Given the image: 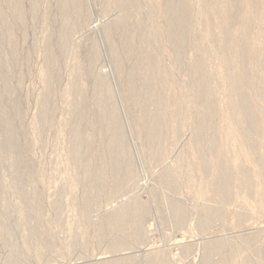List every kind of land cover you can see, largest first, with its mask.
<instances>
[{
  "label": "rangeland",
  "instance_id": "1",
  "mask_svg": "<svg viewBox=\"0 0 264 264\" xmlns=\"http://www.w3.org/2000/svg\"><path fill=\"white\" fill-rule=\"evenodd\" d=\"M7 1L0 0V9L14 46L11 50L9 34L0 28V264L10 260L17 264H101L116 259L124 264H264V93L250 90L235 77L238 52L244 49L250 75L264 80V19H258L255 0H238L239 16L248 24L230 22L223 39L220 22L225 9L219 10V0H185L191 13L180 53L166 41L159 0H127L131 11L123 26L115 28L117 32L113 29L109 37L102 25L113 17L118 19V11L110 8L108 14H112L104 16V0H82L75 19L78 36L68 52L75 57L71 62L70 54L64 56L66 61L69 58L67 62L60 57L59 0H39L35 12L29 0H21L20 23L9 17ZM124 38L128 49L121 46ZM114 45L119 50V71L111 54ZM94 48L100 55L99 74L114 95L133 165V181L128 184L132 190L127 185L125 192V186L122 191L114 187L124 171L114 173L109 166L108 138L96 117L97 83L90 74ZM48 54L53 57L56 78L48 107L51 121L44 122L40 114ZM149 55L153 61L147 59ZM134 70L137 80H131ZM228 79L237 80L238 88L247 90L251 105L262 116L258 133L239 126L229 107ZM146 82L150 84L147 119L142 118L131 92ZM69 85L79 106L65 126L61 118L68 113L62 105L66 106ZM4 86L9 88L6 93ZM197 95L209 107L198 104ZM156 109L169 123L160 140L158 159L153 157L149 138ZM197 116L204 117L200 137L194 130ZM66 117L64 121L69 114ZM74 136L79 138L76 143ZM219 168L226 169V197L218 191ZM246 171L250 178L244 177ZM53 175L58 180L52 184ZM57 181L65 183L57 185ZM108 209L124 213L121 218L126 228L136 226L134 213H141L139 227L121 236L117 223L108 222ZM67 238L74 240L67 243Z\"/></svg>",
  "mask_w": 264,
  "mask_h": 264
},
{
  "label": "bare ground",
  "instance_id": "2",
  "mask_svg": "<svg viewBox=\"0 0 264 264\" xmlns=\"http://www.w3.org/2000/svg\"><path fill=\"white\" fill-rule=\"evenodd\" d=\"M30 1V4H31V8L32 10L35 12L36 9H37V6H38V3H39V0H29ZM81 1L82 0H59L58 1V5H57V9H58V12L60 14V17H61V25H60V30L58 32V44H59V48H60V57L63 58V61H66V58L68 57V55L70 53H68L71 48H72V45H73V42L75 40V38L78 36L76 33H77V29H76V26H75V19L77 18L78 19V16L80 15V10H81ZM129 1V0H128ZM218 1V0H217ZM223 0H219L218 1V7H219V10L222 11V9H225V15L222 16V20H221V33H220V37L223 39L227 36V26L230 22L234 21V20H240L245 26H247V22H245V20H243L240 16H239V11H238V7H237V3H238V0H225L224 2H222ZM8 3V15L10 18H12V20L15 22V23H20L22 21V17H23V11H22V5H21V0H8L7 1ZM264 3L262 2V0H255V8H256V13H257V16H258V19L259 20H262V18L264 19V10L261 11L263 8H264ZM130 5V4H129ZM189 4H187L185 2V0H159V3L157 4V7L160 8L161 12H162V15L163 17L165 18V24H166V33H165V37H166V41L168 42V44H170L173 48L175 49V52L176 53H180L181 50L183 52V47H184V44H185V41L187 40L186 39V31H187V19L189 18V14L191 13V11L189 10ZM130 7V6H129ZM227 9H226V8ZM102 8H103V12L104 14L102 13V15L106 16L110 10V8H113V10H117V16L119 17H116L118 19L114 20L113 17L112 19H110L107 23H104L102 25L103 27V30H104V33L109 37V33L115 29V28H118L120 25L123 26V23L125 22V17H126V14L127 12H130L131 11V8H130V11H128V5H127V0H115V2H112L110 3V0H104L103 4H102ZM111 12V11H110ZM107 13V14H106ZM116 13V12H114ZM106 14V15H105ZM109 14H112L109 13ZM108 14V15H109ZM130 15V13H128ZM127 15V18L128 16ZM3 13L1 12V9H0V20H1V24H0V28H1V31L3 32H6V34L8 33L9 34V47L13 48L14 46V43L12 41V39L10 38V30L8 29L7 27V23L3 20ZM110 17V16H108ZM105 19V17H103ZM107 19V17H106ZM78 21V20H77ZM102 22V21H101ZM103 23V22H102ZM127 26V25H126ZM116 30V29H115ZM125 30V29H124ZM117 32V30H116ZM119 32V31H118ZM102 33V32H101ZM112 33V32H111ZM126 33V32H125ZM7 34V35H8ZM79 34V33H78ZM119 34V33H118ZM77 35V36H76ZM105 35V37H107ZM126 35V34H125ZM123 35V36H125ZM7 37V36H6ZM121 37V36H120ZM144 37V36H143ZM125 39V38H124ZM123 40V39H122ZM124 42H122L121 46L123 48H127L128 49V42L125 40H123ZM129 41V39H128ZM165 41V40H164ZM77 42V41H76ZM118 42V41H117ZM130 42V41H129ZM78 43V42H77ZM121 43V42H119ZM119 45V44H118ZM117 45V46H118ZM120 46V47H121ZM119 47V48H120ZM187 47V46H186ZM75 48V47H74ZM185 48V47H184ZM110 49V47H109ZM121 49V48H120ZM77 48L74 50L76 51ZM117 48L114 46L111 47V54H113V58H115V64L114 66H116V68L118 69L117 71H119L120 67H122L120 65V61L118 60L119 58H117ZM186 50V49H184ZM244 50V49H242ZM242 50H240L238 53H239V56H240V59L237 63V66H238V69H237V72L235 74V77L238 81H243L245 84H246V87H249L250 90H254L256 92H258L259 94H263L264 93V80H263V77L262 76H259V75H250V71H248L246 65H247V60L248 58L246 56H248L245 52H242ZM73 51V52H74ZM48 53V52H47ZM75 53V52H74ZM68 54V55H67ZM67 55V57L65 58L64 56ZM73 55V54H72ZM74 56V55H73ZM73 56L71 57V54H70V57L72 60L73 59ZM99 56L98 55V50L97 48H94V50L92 51L91 55H90V62H91V66H90V74L95 78V82L97 83L96 85V90L94 91V103L96 104L97 108L96 110L98 109V113H97V121L99 124H101L103 126V129H104V132L107 136V140H108V148H107V155L109 157V166L111 167L112 171H120V170H123L124 171V177L122 180L120 181H115V184H114V187L116 189H120L121 187L123 188V186H125V189L123 188L122 190H126V187L128 184H131V182L133 181V165H132V162H131V159L129 158V152H128V149L127 147H125V140H124V135H123V129L121 126V123L119 121V118H118V111H117V108L115 110L114 108V104L113 103V99L112 98L114 95L111 94V90L109 88V85L108 83L105 81L106 78H101L100 74H99V71L98 70V66H99ZM115 56V57H114ZM142 58V57H141ZM67 59V61H68ZM75 59V57H74ZM73 59V60H74ZM148 60L150 61H153L154 58L153 56L149 55ZM66 61V62H67ZM71 62V61H70ZM69 62V63H70ZM143 62V61H142ZM74 63V62H73ZM46 70L45 72L43 73V80L45 81V85H46V89H45V94H44V102H43V107H42V111H41V114H40V117L42 119V121L44 122H49L51 121V114L49 113L50 110H49V104H51V100L53 99V93H52V89L51 88V85L52 83H55V78H56V73L54 71V60H53V57L52 55H47L46 57ZM65 64V62H64ZM122 64V63H121ZM74 67H75V64H73ZM197 65V63H196ZM69 66V64H68ZM102 66V65H101ZM139 68H141L142 66V63H140V65H138ZM65 67L66 64H65ZM73 67V68H74ZM71 67L69 66V69ZM67 71H69L68 69H66ZM76 73V70L73 69ZM71 71V70H70ZM69 71L68 75L71 74ZM73 71V72H74ZM72 72V74L74 75V73ZM136 72L137 70H134L132 72V79L131 80H137V77H136ZM6 75V74H5ZM4 75V76H5ZM106 75V74H105ZM73 77V76H71ZM106 77V76H105ZM196 76L195 78L193 79V84L196 83ZM237 80L236 81H230L228 79V84H229V97L228 99L229 100V107L231 108L233 114L236 116V120H238V124L240 127H245V129L251 133H258V126H259V123L262 121V116L260 117V115L257 113V111L253 108V106L251 105V102L249 101V97H248V93H247V90H240L237 86ZM108 81V79H107ZM190 81V80H189ZM109 82V81H108ZM4 83V82H3ZM131 84V83H130ZM136 84V82H135ZM137 85V84H136ZM132 87H134V83L132 85ZM68 89L66 90V93H65V100L66 101V106L64 107L63 106V109L64 111L66 110L67 113L69 114V118L67 119V121H64L63 117L67 118L66 116H68V114L65 115L66 116H62V123L65 124V126L69 125L68 123L70 122L71 118L76 115L77 113V110H78V106H79V103L77 101V98L75 97V91H74V88L69 85L67 87ZM64 89V88H63ZM95 89V88H94ZM132 89V88H131ZM149 89H150V84L149 82H146L144 84H142L141 87L139 88H134L132 92V94L134 95L132 98H134V101L135 103L139 106L140 110L142 111V118H148L149 117V114L147 113L146 111V103H147V96H148V92H149ZM6 92L9 91V88L8 86H4V89H3ZM54 91V90H53ZM63 91V90H62ZM65 91V89H64ZM228 93V92H227ZM61 95V94H60ZM64 95V94H63ZM62 98V99H64ZM195 100L198 104L200 105H206L208 106V104L203 100V98L200 96V95H197L195 97ZM63 101V100H62ZM172 101V100H171ZM115 102V101H114ZM64 103V102H63ZM62 103V104H63ZM173 103V102H171ZM170 105V104H169ZM176 105V104H175ZM174 106V104H173ZM171 106V109L172 107ZM199 106V105H198ZM49 107V108H48ZM175 107V106H174ZM203 107V106H202ZM209 107V106H208ZM176 108V107H175ZM174 108V110H175ZM199 108H201V106H199ZM198 109V107H197ZM63 111V112H64ZM117 111V112H116ZM139 111V110H138ZM140 112V111H139ZM173 113H175V111H173ZM205 113L202 111V114ZM16 114V113H15ZM201 114V115H202ZM175 115V114H174ZM205 115V114H204ZM203 115V116H204ZM196 118V121L194 122L195 125H194V130H195V136L196 137H200V135H202V132H203V126H204V117L202 116H197L195 117ZM69 121V122H68ZM236 122V121H235ZM97 123V122H96ZM97 123V124H98ZM237 123V122H236ZM62 124V125H63ZM169 127V123H168V119L164 116V114L162 113L161 110L159 109H156L154 115H153V125H152V128L149 132V138L151 139V143H152V146L155 150L154 152V158L155 159H158L159 156H160V153H161V144H160V140H161V137L163 136V134L167 131ZM58 132V131H57ZM243 133V132H242ZM59 134V133H57ZM244 135V134H243ZM246 135V134H245ZM62 136L61 133L60 135H58L57 138H60ZM253 136V134H252ZM77 136H74V143L78 142L79 141V138L77 139L76 138ZM243 137V136H242ZM249 137V136H248ZM56 138V137H55ZM126 138V137H125ZM245 138V137H244ZM246 139V138H245ZM60 140V139H59ZM62 140V138H61ZM248 140V139H247ZM250 140V139H249ZM245 141V140H244ZM57 142V141H56ZM61 142V141H60ZM59 142V143H60ZM246 142V141H245ZM248 142V141H247ZM248 143H251V142H248ZM54 144V143H53ZM253 144V142L251 143ZM60 145V144H59ZM56 147H58L57 145H55ZM250 147L252 145H249ZM254 146V145H253ZM53 147V146H52ZM55 147V148H56ZM129 148V147H128ZM59 149V148H58ZM250 149V148H249ZM256 149V148H255ZM130 150V149H129ZM251 151L255 154V150L254 148L252 149L251 148ZM57 154L59 152H56ZM131 153V152H130ZM55 154V153H54ZM55 157H58L55 156ZM54 157V160L56 161V158ZM63 162V161H61ZM57 163V161H56ZM55 163V164H56ZM54 163L52 164V167H54L55 169V165ZM57 168L58 167V164L56 165ZM53 169V168H52ZM110 169V168H109ZM261 169V168H260ZM60 170V168H59ZM226 169H223V168H219V170L217 172H219V188H218V191L220 193H222V195L224 197H226V193H225V188H226V185H227V178H226ZM54 171V170H53ZM52 171V172H53ZM55 172H56V169H55ZM247 172V171H246ZM245 172V173H246ZM57 173H58V170H57ZM115 173V172H114ZM122 173V172H121ZM135 173V172H134ZM50 175H52L51 173H49ZM56 173H54L55 175ZM59 175L62 174L61 172L58 173ZM56 174V175H58ZM136 174V173H135ZM244 174V173H243ZM53 175V176H54ZM55 175V176H56ZM58 177L62 178V175ZM104 175V174H103ZM101 175V176H103ZM116 175V174H115ZM250 178V174H249V171L244 174V177H247V176ZM54 176V177H55ZM113 176V175H112ZM229 176V175H228ZM227 176V177H228ZM51 177V176H50ZM117 177V176H116ZM52 178V177H51ZM60 178V179H61ZM103 178V177H101ZM254 178V177H253ZM66 179V178H65ZM115 179V178H114ZM137 179V178H136ZM248 179V178H247ZM54 180H58L56 179H51V182L53 184V181ZM102 180V179H101ZM105 180V179H104ZM117 180V178H116ZM135 180V179H134ZM49 181V179H48ZM66 181V180H65ZM65 181H63L65 183ZM47 182V181H46ZM58 182V181H57ZM56 182V183H57ZM60 182V181H59ZM59 182L57 183V185L59 184ZM245 182V181H244ZM61 185L64 184L62 182H60ZM247 185H246V188L249 187V184L250 183V179L246 182H245ZM55 184V182H54ZM56 185V186H57ZM60 185V184H59ZM49 186V185H47ZM54 186V185H52ZM54 186V187H56ZM135 186V185H133ZM245 186V185H244ZM50 187V186H49ZM129 187V185H128ZM60 187L58 186V189ZM63 188V187H61ZM113 188V189H115ZM131 190L132 188L129 187ZM128 188V189H129ZM57 189V188H56ZM55 189V190H56ZM56 190V191H60V190ZM127 189V191H128ZM129 189V190H130ZM175 189V188H174ZM120 189V191H122ZM130 190V191H131ZM250 190V189H249ZM63 191V190H62ZM116 191V190H115ZM54 192V191H53ZM125 192V191H124ZM123 192V193H124ZM133 192H135L133 190ZM122 193V192H121ZM94 194V193H93ZM115 194V193H114ZM119 194V192H118ZM127 194V192H126ZM125 194V195H126ZM131 194V193H130ZM135 194V193H134ZM51 196V195H50ZM93 196V195H91ZM98 196V195H97ZM104 196V195H103ZM116 196V195H115ZM132 196V195H130ZM111 197V195H110ZM109 197V198H110ZM114 197V196H113ZM127 197V196H125ZM55 199V197H53ZM57 198V197H56ZM119 198V197H118ZM117 198V199H118ZM121 198V197H120ZM73 199V198H72ZM97 199V198H96ZM100 199V198H99ZM98 199V200H99ZM53 201V199H51ZM86 200V199H85ZM82 201V202H85ZM95 200V199H94ZM112 200V198H111ZM115 200V199H113ZM126 200V199H125ZM130 200V199H128ZM127 200V201H128ZM56 201V200H55ZM62 201V199H61ZM68 201V200H67ZM96 201V200H95ZM95 201H93L95 203ZM110 201V199H109ZM117 201V200H116ZM116 201H113V202H116ZM120 201L122 202V200L120 199ZM133 201V200H132ZM170 201V200H169ZM59 202V201H58ZM54 202V204H58ZM106 202V201H105ZM120 202V203H121ZM68 203V202H67ZM89 203V202H88ZM93 203V204H94ZM99 203V201L97 202ZM112 202H109L110 206H112L111 204ZM118 203V202H117ZM120 203H118V206H121ZM126 203V202H125ZM52 204V203H51ZM61 204V203H60ZM100 204V203H99ZM108 204V205H109ZM130 204V203H128ZM132 204V203H131ZM174 204V202H173ZM171 204L174 208H173V215L175 216L176 215V212L177 211V207H175V204L173 205ZM74 205V204H73ZM86 205V204H85ZM96 205V204H95ZM98 205V204H97ZM170 205V204H169ZM51 206V205H50ZM115 206V205H114ZM125 206V205H123ZM57 207V206H55ZM65 208V207H64ZM88 208V207H87ZM109 208V207H107ZM114 208V207H113ZM112 208V209H113ZM129 208V207H128ZM171 208V207H170ZM55 209V208H54ZM63 209V208H62ZM111 209V210H112ZM125 209V208H124ZM123 209V210H124ZM110 210V209H108ZM110 210V216H109V221L107 219V221L110 223V220L112 222H116V229L119 231L118 233L121 234V236H123L124 234L128 235L127 233L130 232V231H134L136 228H138L139 226L138 225V222H139V216L141 215V213H134V215H136L137 218L136 221H135V225L134 227H131V228H126L123 221H124V218H121L123 217L124 213H114ZM121 210V209H120ZM128 210V209H127ZM137 210V209H136ZM64 211V210H63ZM89 211V210H88ZM92 211V210H91ZM116 211V210H115ZM132 211V210H131ZM140 211V210H139ZM172 211V212H173ZM56 212V211H55ZM61 212V211H60ZM62 213V212H61ZM128 213V212H127ZM59 214V213H58ZM90 214V213H89ZM140 214V215H139ZM182 215L181 218L184 217V214L183 212L180 213ZM57 215V213H56ZM63 214H61L62 216ZM88 215V214H86ZM92 215V214H90ZM60 216V217H61ZM58 217V216H57ZM63 217V216H62ZM61 217V218H62ZM177 217V215H176ZM142 218V216L140 217ZM177 221L179 220V217H177ZM180 218V219H181ZM64 220V218H62ZM61 219V220H62ZM60 220V219H59ZM129 220V219H128ZM173 220V219H172ZM106 221V222H107ZM134 221V220H133ZM141 221V220H140ZM107 222V223H108ZM108 223V224H109ZM64 225V224H63ZM106 224H104L105 226ZM112 225V224H111ZM109 225V226H111ZM127 226V225H126ZM64 227V226H63ZM103 227V226H101ZM112 227H114V225H112ZM130 227V226H129ZM110 228V227H109ZM105 229L104 228H101ZM107 229V228H106ZM114 229V228H113ZM71 230V229H70ZM75 231L76 233V230L75 229H72V231ZM71 232V231H70ZM101 232V231H100ZM106 232V231H105ZM116 232V231H115ZM74 233V232H73ZM68 234V232H67ZM75 235V234H74ZM73 235V236H74ZM69 235H67L68 237ZM72 236V234L70 235ZM136 236L139 238L140 237V233H137ZM78 238V237H77ZM122 238V237H121ZM79 239V238H78ZM70 240H74V239H70ZM69 240V241H70ZM80 240V239H79ZM121 240V239H120ZM68 241V238H67V243L69 242ZM119 241V240H118ZM72 242V241H71ZM124 242V241H123ZM67 243L65 242V244L67 245ZM70 243V242H69ZM120 243V242H119ZM72 244V243H71ZM81 244V243H79ZM117 244V243H116ZM74 245V244H73ZM77 245V244H76ZM69 246V245H68ZM80 245H78L79 247ZM112 246V245H111ZM70 247V246H69ZM77 247V246H76ZM117 247H119V245H117ZM116 247V249H117ZM110 248V247H109ZM112 249V248H111ZM115 249V250H116ZM113 250V251H115ZM110 251V249H109ZM112 252V251H111ZM110 253V252H109ZM121 259V258H119ZM124 260V259H123ZM110 262H102L101 264H124L125 262H121L120 260L118 261L117 259L116 260H109ZM125 261V260H124ZM153 262V261H152ZM9 264H17V262L15 261H9ZM98 264V263H97Z\"/></svg>",
  "mask_w": 264,
  "mask_h": 264
}]
</instances>
